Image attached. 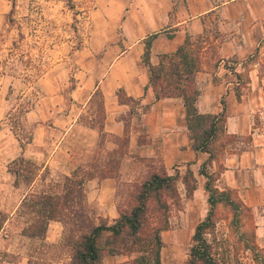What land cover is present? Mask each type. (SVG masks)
Masks as SVG:
<instances>
[{"label":"rangeland","instance_id":"1","mask_svg":"<svg viewBox=\"0 0 264 264\" xmlns=\"http://www.w3.org/2000/svg\"><path fill=\"white\" fill-rule=\"evenodd\" d=\"M13 1L16 8L11 13ZM151 4V0H0V210L9 215L0 232V264L71 261L73 244L80 236L71 224L52 220L45 236H30L37 220L33 194H60L66 176L75 171L81 176L92 174L95 181L90 186L86 182L85 196L75 199L74 208L89 213L96 224H111L112 210L102 207H113V214L118 217L120 211L133 204L135 185L162 165L160 155L146 158L133 153L126 164L128 170L121 172L129 151L132 115L122 114L129 126V139L124 134L104 132L105 99L99 87L114 61L134 44L144 47L151 36L152 31L145 29L146 22L150 23L147 18L151 17ZM261 22L264 24V19ZM162 29L161 26L156 30ZM217 32L218 24L214 21L202 34L191 37V47L202 58L203 47L208 46L207 58L227 68V73L234 77L229 81H238L230 87L239 89L243 97L232 110L246 111L253 127L264 134V34L243 58L233 57L220 63L221 58L213 53L218 43ZM125 93L122 91L121 95ZM137 117L140 116H136L134 126L142 129L137 126ZM89 127L97 132L88 131ZM247 135L231 140L226 151L250 147L252 140L245 138ZM141 137L143 141V133ZM58 144L64 148L51 164L59 151ZM88 149L93 152L86 165L81 160L90 155ZM21 154L37 165L32 167L36 171L32 183L22 176L17 180L10 171ZM20 165L25 170L29 167ZM185 170L186 164L176 163L171 174H183ZM219 172L220 169L216 173ZM105 174L119 176L114 195L88 196V192L95 193L96 178ZM177 186L181 200L173 204L170 200V228L162 232V260L167 264L185 262L195 227L209 210L208 193L194 195V191L188 197L181 177ZM231 221L229 208L220 205L215 230L208 238L221 263L264 264V204L243 211L238 231L246 234L247 239L240 237ZM155 222L150 220L152 226ZM149 231L150 226L145 233ZM247 242L255 243L258 252L247 248ZM136 256L137 253H105L101 264H131Z\"/></svg>","mask_w":264,"mask_h":264},{"label":"crops","instance_id":"2","mask_svg":"<svg viewBox=\"0 0 264 264\" xmlns=\"http://www.w3.org/2000/svg\"><path fill=\"white\" fill-rule=\"evenodd\" d=\"M151 3V17L147 18L150 23L146 22L145 29L153 32L150 35L158 33L151 48V62L154 65L159 64L164 55L174 53L187 36H199L214 21L218 24L215 37L218 43L213 53L221 58L220 63L233 57L243 58L255 48L258 39L264 34V24L261 22L264 19V0H151ZM161 26L164 30H156ZM207 48L208 46L203 47L204 56L198 59L199 70L193 74V80L200 90L198 110L201 113L216 114L220 110L221 99L225 98L228 110L227 132L242 136L249 134L252 137L250 147L242 153L225 151L218 160H213L211 169L213 172L220 169L216 183L219 188L236 189L248 207L257 208L264 204V134L253 127L246 111L232 110L239 100L235 89L230 86L238 81H229L234 77L227 73V68L207 58ZM144 50L145 45H132L125 55L112 63L107 75L101 80L99 87L104 93L106 111L103 131L115 136H122L125 132L126 120L122 118V114L129 112L131 108L120 102V89L128 96L141 98V105L150 104V107L144 110L138 106L132 116L129 151L125 154L126 161L122 163L121 172L128 170L126 164L133 153L146 158L160 155L162 163L170 173L176 163H191L198 180L194 195L206 194L207 179L200 174V167L209 154L192 148L183 99L178 96L156 99L154 89L151 86L146 88L149 72L141 63ZM137 115L140 116L137 117V126H142V129L134 126ZM75 125L76 123L72 124V127ZM88 131L97 132L93 127H89ZM63 148V145L58 144L56 151H59L51 164L56 162L54 160ZM88 151L90 155L81 160L86 165L91 161L93 150ZM49 162L48 160L46 165ZM94 178L88 180V186L95 181ZM118 178L117 175L96 178L98 181L95 193L88 192V196L114 195ZM102 209L112 210L113 218H117L113 214V207Z\"/></svg>","mask_w":264,"mask_h":264},{"label":"trees","instance_id":"3","mask_svg":"<svg viewBox=\"0 0 264 264\" xmlns=\"http://www.w3.org/2000/svg\"><path fill=\"white\" fill-rule=\"evenodd\" d=\"M15 8L16 4L13 1L10 12L13 13ZM157 35L158 33H155L145 41L142 61L149 72V82L146 88L151 86L154 89L156 99L171 96L183 99L192 148L197 152L209 154L208 159L200 167V174L207 179L205 189L208 193L209 210L195 227L192 244L183 264H222L216 255L214 244L208 238V234L215 230L217 224L218 207L222 205L229 208L232 213V226L237 231L243 211L248 207L236 189L219 188L215 183L219 174L210 169L213 160H218L220 155L226 151V145L242 135L227 132L228 110L225 98L221 99L220 110L216 114L201 113L198 110L200 90L193 80V74L199 70V55L191 47L190 36H187L185 42L174 53L164 55L159 64L154 65L151 62V48L153 39ZM122 91L123 89H120L118 92L119 100L130 106L129 113L132 116L138 106L143 107L144 110L150 107V104L141 105V98L136 99L126 93L124 96L121 95ZM235 91L240 100L239 89ZM128 134L129 126L126 123L125 139H129ZM222 138H224L223 141H221ZM245 138L252 140L250 135ZM21 147L25 148L23 142ZM245 149L241 147L238 153H242ZM14 164L16 167L13 166ZM20 164H26L29 167L25 170ZM13 165L10 171L17 180L22 176L27 183L34 181L36 171L32 167H37V165L26 159L23 154L13 161ZM81 169L83 170V167ZM113 176L115 175H102V177ZM94 177L92 174L81 176L78 171H75L72 176L65 177L62 193L44 191L40 194H33L36 196L33 206L37 208L35 211L37 220L34 232L30 236H45L50 221L59 220L64 225L71 224L80 233L79 238L73 244L74 252L69 264H101L105 253L110 255L137 253L131 264H167L162 260V248L165 245L162 232L170 228V200L172 204L179 203L181 200L177 186L180 177L188 197L191 198L197 188V178L191 168V163L186 164L183 174L179 171L174 174L169 173L163 163L152 170L143 182L135 185L131 207L120 211L119 216L111 224L107 222L96 224L89 213L74 208L75 199L85 196L84 186L89 179ZM151 219L156 221L153 226L150 224ZM8 220L9 215L0 210V232ZM149 226V233H145ZM238 232L240 237L247 239L246 234ZM251 234L255 237L254 232ZM104 237H106L104 242H101ZM252 244L247 242L246 246L257 253L256 244Z\"/></svg>","mask_w":264,"mask_h":264},{"label":"built area","instance_id":"4","mask_svg":"<svg viewBox=\"0 0 264 264\" xmlns=\"http://www.w3.org/2000/svg\"><path fill=\"white\" fill-rule=\"evenodd\" d=\"M225 61H222V63H224ZM238 83V82H237Z\"/></svg>","mask_w":264,"mask_h":264}]
</instances>
